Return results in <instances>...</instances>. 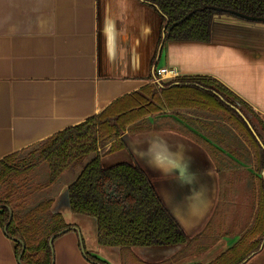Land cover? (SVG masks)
<instances>
[{"label":"crops","instance_id":"crops-1","mask_svg":"<svg viewBox=\"0 0 264 264\" xmlns=\"http://www.w3.org/2000/svg\"><path fill=\"white\" fill-rule=\"evenodd\" d=\"M165 28L162 14L142 0H0V160L154 82L160 67H174L178 76L218 79L264 120V20L217 12L209 41L164 40ZM123 138L126 147L113 152L119 159L105 154L103 165H140L185 232L200 234L221 195L220 175L205 144L170 129L126 132ZM242 164L254 168L252 162ZM241 178L231 196L252 197L257 180L246 190L245 174ZM67 188L62 182L52 205L71 225L54 239V264H98L84 255L81 242L87 253L108 264H138L120 247L98 243L96 220L71 210ZM55 191L54 186L48 193ZM237 207L244 208V202ZM238 217L234 224L227 222L212 247L172 264H207L226 251L248 228ZM183 248L133 251L144 261L159 262ZM0 264H20L15 242L1 226ZM241 264H264V241Z\"/></svg>","mask_w":264,"mask_h":264},{"label":"trees","instance_id":"trees-1","mask_svg":"<svg viewBox=\"0 0 264 264\" xmlns=\"http://www.w3.org/2000/svg\"><path fill=\"white\" fill-rule=\"evenodd\" d=\"M142 1L162 14L166 26L164 40L209 41L211 19L222 11L264 20V0ZM235 108L241 109L252 121L258 138ZM186 111L203 116L195 117ZM152 115L159 118L152 121ZM152 129L175 130L202 142L215 162L220 175V201L206 227L196 236L190 237L185 232L140 165L128 161L103 165V155L126 147L123 138L126 132L135 134ZM262 144L264 120L218 79L186 75L150 82L116 99L100 113L3 157L0 160V226L4 228L9 221L11 209L13 215L6 234L15 242L17 258L22 244L15 238L26 247L22 264H54L49 240L71 227L62 213L52 209L63 182L68 185L71 210L96 220L100 245L120 247L124 256H127L125 253L132 255L138 264H172L182 257L206 251L225 233L235 202L231 194H235L237 181L245 174L246 190L249 183L257 180L258 199L253 220L234 245L207 263L241 264L264 241ZM243 162H254V168L248 169ZM42 168H45L43 173ZM54 186L55 193H48ZM62 230L65 232L58 234ZM170 245H184V248L172 258L159 262L144 261L133 251L134 247ZM87 255L94 262L108 264Z\"/></svg>","mask_w":264,"mask_h":264},{"label":"rangeland","instance_id":"rangeland-1","mask_svg":"<svg viewBox=\"0 0 264 264\" xmlns=\"http://www.w3.org/2000/svg\"><path fill=\"white\" fill-rule=\"evenodd\" d=\"M186 113H192V114H195V115H201V116H203L202 114L196 113L194 111H186ZM251 119L254 120V118H251ZM254 122L256 123L255 120H254ZM110 157H111V161H113L114 159H119V155H116L114 153H113V155H110ZM251 165L254 166V163L252 162ZM44 169L45 168L40 169L41 173H43L45 171ZM244 170H247V169H244ZM240 186H242V185H240ZM240 186H239V190L242 188ZM241 192H243V191H241ZM251 194H253L252 197H250V196L247 195L246 198H242V197L241 198H239V197L235 198L236 199V203L232 207V210L230 211V214H229V218H230L231 224H234L237 221V218H239L238 216H240V220L243 221L242 224L244 225V223H245L246 227H249L251 221L253 220V217H254V214H255V209H256V206H257L258 186H257V188H256V186H253V190H252V193ZM243 202L245 204V207L244 208H240V209H244V210H240L237 207V205L243 204ZM230 230H232V229H230ZM192 249H193L192 251H194V247Z\"/></svg>","mask_w":264,"mask_h":264},{"label":"water","instance_id":"water-1","mask_svg":"<svg viewBox=\"0 0 264 264\" xmlns=\"http://www.w3.org/2000/svg\"><path fill=\"white\" fill-rule=\"evenodd\" d=\"M160 52H161V48L159 49V54H160ZM220 96V95H219ZM221 97V96H220ZM221 99L222 100H224L222 97H221ZM229 104V103H228ZM236 109V111L241 115V117L245 120V122H246V124L249 126V128L252 130V132L254 133V135L258 138V135H257V133H256V131H255V129H254V126H253V124H252V121H250V119L241 111V109H239V108H235ZM262 146L264 147V145L262 144ZM263 176H264V170H263ZM66 195H67V199H68V205L70 206V203H69V194H68V190L66 191ZM12 210L10 209V219H9V221L6 223V225L4 226V230H5V232H6V230H7V227H8V224H9V222L11 221V219H12ZM173 215V214H172ZM178 221V220H177ZM63 232H65V230H62V231H60L58 234H61V233H63ZM57 234V235H58ZM56 237V235H54L53 237H51L50 238V240H49V244H50V246H51V248H52V253H53V257H54V246H53V242H54V238ZM15 240H17V241H19V242H21V244H22V250H21V253H20V255H19V257H18V260H19V263L20 264H22V262H21V256H22V254L24 253V251H25V244H24V242L23 241H21L20 239H16L15 238ZM81 247H82V251H83V253H84V255L88 258V255H87V252H86V250H85V247H84V245H83V243L81 242ZM55 261V260H54ZM98 263V262H97ZM98 264H101V263H98Z\"/></svg>","mask_w":264,"mask_h":264},{"label":"built area","instance_id":"built-area-1","mask_svg":"<svg viewBox=\"0 0 264 264\" xmlns=\"http://www.w3.org/2000/svg\"><path fill=\"white\" fill-rule=\"evenodd\" d=\"M154 82L169 81L178 76V71L174 67L157 68Z\"/></svg>","mask_w":264,"mask_h":264}]
</instances>
